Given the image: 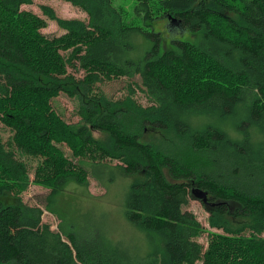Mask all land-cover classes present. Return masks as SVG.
<instances>
[{
	"label": "trees",
	"instance_id": "1",
	"mask_svg": "<svg viewBox=\"0 0 264 264\" xmlns=\"http://www.w3.org/2000/svg\"><path fill=\"white\" fill-rule=\"evenodd\" d=\"M65 1L87 21L43 6L64 30L47 37L21 9L32 0H0V264H264V0H137L143 25L111 0ZM120 77L148 103L132 86L116 99L99 87ZM60 94L77 123L54 109ZM86 174L121 190L130 237L114 227L89 242L74 223L42 222L60 185ZM30 183L50 190L43 207L23 201ZM193 188L219 201L215 231L184 210Z\"/></svg>",
	"mask_w": 264,
	"mask_h": 264
},
{
	"label": "rangeland",
	"instance_id": "2",
	"mask_svg": "<svg viewBox=\"0 0 264 264\" xmlns=\"http://www.w3.org/2000/svg\"><path fill=\"white\" fill-rule=\"evenodd\" d=\"M112 4L116 7H123L126 11L124 19L128 23L134 25H143L144 21L141 16L135 11L137 0H111ZM47 6L55 15L61 18H78L87 21V14L80 8L72 5L65 0H32L29 4L21 5L22 10L31 11L41 18H44L46 25L41 28V32L47 37L59 36L64 33V30L59 28L56 22L47 17L44 14L42 7ZM145 23H150V27L155 31H160L162 40H167L168 29L163 19H154L152 21L146 20ZM186 34L180 35L181 38H185ZM178 38V37H177ZM169 45V43H167ZM164 47H168L164 44ZM71 71L70 68H68ZM81 72L76 73L80 75ZM137 80V77H135ZM134 80L127 77L111 78L99 84L101 90L109 97L114 99L122 98L128 93V89L132 86L134 91V97L143 105L148 102L142 92L135 87ZM54 109L61 117L70 124L77 123L79 117L76 113L75 102L67 96L60 94L52 101ZM9 130L0 123V138L6 140L9 136ZM95 136H99L98 132H93ZM61 146L67 156L73 162H77L78 158L72 159L70 151L66 145ZM34 164V163H32ZM30 179H33V169L30 173ZM86 181L79 184L74 179H68L64 181L60 186L59 196L53 204V211L51 213L47 210H43L41 219L42 222L50 225L53 230L63 231L65 227H70L71 223H74L73 234L77 238L85 239L89 242L100 243L102 238H112V230L115 227V232H121L130 237L131 232L126 226L125 221L122 219V192L117 188L106 187L100 184L91 174L85 175ZM110 184V183H109ZM111 188V189H110ZM50 190L43 185L30 183L21 196L23 201L29 205L44 206L46 197ZM208 202L217 204L219 201L210 200L207 197ZM208 207L210 205H204L201 200L191 193V197L188 203L185 205L184 210L190 211L194 214L196 219L205 228L211 229L208 225ZM64 214L62 215L61 212ZM215 231L214 229H211ZM222 233L221 230L218 233ZM264 235V234H263ZM65 239V236L63 235ZM207 234L204 232L202 236L197 240L204 246L207 243ZM145 245V242H143Z\"/></svg>",
	"mask_w": 264,
	"mask_h": 264
},
{
	"label": "water",
	"instance_id": "3",
	"mask_svg": "<svg viewBox=\"0 0 264 264\" xmlns=\"http://www.w3.org/2000/svg\"><path fill=\"white\" fill-rule=\"evenodd\" d=\"M192 194L196 197V199L201 200L205 205L213 206L215 203L208 202V195L207 192L198 188L192 189Z\"/></svg>",
	"mask_w": 264,
	"mask_h": 264
}]
</instances>
